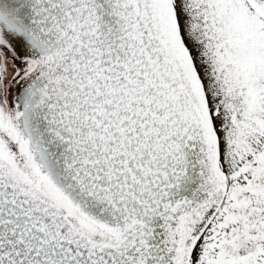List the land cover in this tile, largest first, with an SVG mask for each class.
<instances>
[{
	"label": "snow or ice",
	"instance_id": "1",
	"mask_svg": "<svg viewBox=\"0 0 264 264\" xmlns=\"http://www.w3.org/2000/svg\"><path fill=\"white\" fill-rule=\"evenodd\" d=\"M0 264H264V0H0Z\"/></svg>",
	"mask_w": 264,
	"mask_h": 264
}]
</instances>
